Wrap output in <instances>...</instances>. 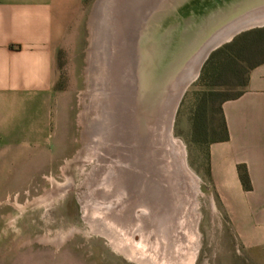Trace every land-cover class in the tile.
<instances>
[{
    "label": "rangeland",
    "instance_id": "1",
    "mask_svg": "<svg viewBox=\"0 0 264 264\" xmlns=\"http://www.w3.org/2000/svg\"><path fill=\"white\" fill-rule=\"evenodd\" d=\"M124 1H85L83 19L71 31L65 63L62 61L66 67L61 88L65 90L63 98L67 103L63 105L67 128L61 150L67 158L52 181L37 182L33 207L0 208V264H139L116 250L106 235L96 232L97 222L106 224L117 231L118 242L125 239L135 251L142 246L139 236L131 239L133 220L128 206L114 213L118 202H123L117 194L123 187L120 173L127 160L118 150V134H113L116 142L111 148L108 144L99 153L94 150V136H90L88 130L89 122L94 119V108L89 107L92 101L88 98L92 52L96 50L97 58L101 56L102 47L106 45L104 34L112 30L110 26L105 27V21L117 18L118 24L122 22ZM123 40L118 37L114 47L121 48ZM262 59L264 55L259 58ZM199 78L187 89L179 105L173 122L176 141L166 149L169 170L176 171L177 175L172 176L169 196L173 206L180 208L177 222L171 227L172 236L176 241L186 237L185 245L192 243L194 237L189 236L188 231L194 221L199 240L194 264H264V244L248 247L241 243L240 232L222 208L208 178L209 147L220 137L218 108L222 99L240 88L236 80L234 84L219 82L211 115L216 132H208L200 142H195L192 113L197 94L207 90ZM182 157L184 165L194 175L191 179L177 171L176 160L179 163ZM189 208H193L192 220L187 217ZM142 210L136 209L134 216H139ZM167 233L170 236L169 231Z\"/></svg>",
    "mask_w": 264,
    "mask_h": 264
},
{
    "label": "crops",
    "instance_id": "2",
    "mask_svg": "<svg viewBox=\"0 0 264 264\" xmlns=\"http://www.w3.org/2000/svg\"><path fill=\"white\" fill-rule=\"evenodd\" d=\"M85 1L0 0V208L33 207L37 182L52 181L67 158L63 63ZM222 112L229 139L210 145L208 178L241 243L262 245L264 63Z\"/></svg>",
    "mask_w": 264,
    "mask_h": 264
},
{
    "label": "water",
    "instance_id": "3",
    "mask_svg": "<svg viewBox=\"0 0 264 264\" xmlns=\"http://www.w3.org/2000/svg\"><path fill=\"white\" fill-rule=\"evenodd\" d=\"M123 3L133 44L129 85L132 115L124 150L128 158L120 173L127 197L126 201L118 202L114 213L125 206L131 208V239L140 237V227L157 229L161 237L172 209L169 196L172 176L166 149L170 148L168 140L173 136L179 105L215 51L242 33L264 28V0ZM139 207L143 208L141 214L134 216Z\"/></svg>",
    "mask_w": 264,
    "mask_h": 264
},
{
    "label": "bare ground",
    "instance_id": "4",
    "mask_svg": "<svg viewBox=\"0 0 264 264\" xmlns=\"http://www.w3.org/2000/svg\"><path fill=\"white\" fill-rule=\"evenodd\" d=\"M123 14L121 16L122 18H120V21L122 22L119 24V19L117 18L112 22H110V18L105 21V27L110 26L112 29L110 32L106 31L104 34L106 45L102 47L100 53L101 56L98 58L97 51L95 50V52H92L93 58L91 59L89 68L88 98L92 101L89 107L94 108L92 111L94 119L89 122L88 130L90 136H94L95 143L93 146L95 152L105 150L104 147L108 144H110L109 147L112 146V144L116 142L114 141L115 137L113 134L117 133V138L119 139L118 150L123 154V158H128L126 151L124 150H126L127 140L129 139V120L130 115H132V113L130 114L132 97L129 85H131L130 51H132L133 44H130L128 35L130 34V29L127 31L126 27L127 16H124ZM118 37L119 39H124L121 48H119V46L114 47ZM168 141L169 145L172 146L176 140L173 136H170ZM181 149L183 151L182 147ZM98 156L96 157L98 158ZM178 161L176 160L178 164L177 171L186 175L189 179L194 177V175L188 170L186 164L184 165L183 157L182 161L179 163ZM174 166L176 165H173V167ZM175 172L171 173V176H175ZM166 183L167 185H170L169 179H167ZM125 190V188H121L117 194L123 198V202L126 201L127 197V192ZM171 205L170 220L169 217H167V225L162 228L161 237L157 229L140 227L138 233L141 237L140 246H142L139 247L138 251H135V249L129 246V243H126L125 239L123 242L120 240V242H118L117 231L115 232L114 229H111L110 226L106 224H99L97 222L96 232L106 235L112 240V244L116 250L139 264H194L199 250V240L196 231L197 225L194 221H191V229H189L188 234L189 236L192 235L194 237L192 243L185 245V240H187L186 237H180L181 239L179 241L174 240V236H172L174 231L171 230V227L177 222L176 219L180 208L179 205L176 207L173 206L174 204L172 202ZM127 208L131 209L129 207ZM189 209L190 213H188L187 217L188 220H192L193 208ZM146 212L147 211L145 210V213ZM182 225L183 224L180 225L181 228L183 227ZM168 231L170 236H168Z\"/></svg>",
    "mask_w": 264,
    "mask_h": 264
},
{
    "label": "trees",
    "instance_id": "5",
    "mask_svg": "<svg viewBox=\"0 0 264 264\" xmlns=\"http://www.w3.org/2000/svg\"><path fill=\"white\" fill-rule=\"evenodd\" d=\"M264 55V28L254 29L237 36L231 43L224 45L215 51L205 63L199 81L203 82L206 91L197 94L196 103L192 113V138L200 142L208 132H216L211 122L214 110L216 86L221 81L234 84L240 91L222 99L218 108L220 115L219 133L220 137L214 139L211 144L224 142L229 139L226 121L222 112V104L229 100L237 99L242 95L248 83L250 71L264 63L259 60ZM241 182L245 190H251V183L247 175L241 176Z\"/></svg>",
    "mask_w": 264,
    "mask_h": 264
}]
</instances>
